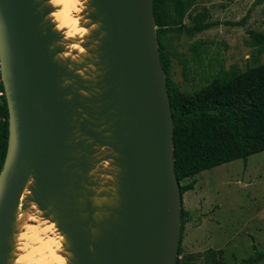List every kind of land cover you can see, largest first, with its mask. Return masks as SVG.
Here are the masks:
<instances>
[{"label": "water", "instance_id": "95a60500", "mask_svg": "<svg viewBox=\"0 0 264 264\" xmlns=\"http://www.w3.org/2000/svg\"><path fill=\"white\" fill-rule=\"evenodd\" d=\"M91 7L101 24L98 62L89 61L97 77L84 82L71 63L54 59L63 50L52 47L60 37L44 20L50 10L37 0H0L9 110L0 264L12 259L13 223L31 176L40 209L51 210L70 240L74 264H177L183 197L154 0H92ZM67 79L75 83L65 86ZM97 145L117 154L105 159L120 170L119 204L104 207L110 214L100 223L93 192L84 187L96 186L88 173Z\"/></svg>", "mask_w": 264, "mask_h": 264}, {"label": "rangeland", "instance_id": "374dc122", "mask_svg": "<svg viewBox=\"0 0 264 264\" xmlns=\"http://www.w3.org/2000/svg\"><path fill=\"white\" fill-rule=\"evenodd\" d=\"M90 19L94 22L92 14ZM201 21L212 28L193 37L184 32L169 35L171 77L182 91L193 92L207 85L222 70L246 71L264 63V50L253 45L251 36L264 33V0H196L185 24L194 26ZM93 34L83 45L90 49L89 57L78 64L64 63H72L75 75L80 69V75L88 71L90 57L98 62L100 42L96 32ZM95 67L85 74L88 80L96 79ZM67 80L71 81L67 86L75 83ZM109 170L102 171L106 177L101 180L104 191L113 192L118 182L116 168ZM191 182H195L194 190L183 197L189 222L183 234L181 263L188 257L201 264L212 260L244 264L256 250L264 249V152L204 171L182 184ZM23 202L20 207L25 206Z\"/></svg>", "mask_w": 264, "mask_h": 264}, {"label": "trees", "instance_id": "16d2710c", "mask_svg": "<svg viewBox=\"0 0 264 264\" xmlns=\"http://www.w3.org/2000/svg\"><path fill=\"white\" fill-rule=\"evenodd\" d=\"M196 0H154L157 37L162 66L167 76V88L174 121L175 170L182 197L194 190L195 182L185 180L224 164L247 160L264 152V63L246 71L222 70L207 85L193 91H182L171 77V59L167 52L171 32L189 37L212 28V24H185ZM253 45L264 50V33L251 34ZM170 41V40H169ZM1 77V74H0ZM0 173L3 169L9 141V110L4 86L0 83ZM182 208V232L177 264H201L183 254V234L189 222ZM264 249L244 261L260 264ZM207 264H224L212 260Z\"/></svg>", "mask_w": 264, "mask_h": 264}, {"label": "clouds", "instance_id": "9594fccd", "mask_svg": "<svg viewBox=\"0 0 264 264\" xmlns=\"http://www.w3.org/2000/svg\"><path fill=\"white\" fill-rule=\"evenodd\" d=\"M37 2L43 8L51 9L44 16V20L50 24L51 30L61 37L52 47L53 49L60 47L63 51L56 53L54 59L60 62L70 60L72 63H81L87 59L90 49L83 45L87 44L92 34L100 28L99 23H94L90 19L91 14L95 12L94 8H90V0H37ZM91 47L95 48L96 45L93 44ZM71 67L69 64L70 70ZM90 68L94 70L93 65L85 69L89 71ZM80 73L81 71H78L77 75L89 78L86 73L84 75ZM69 83L71 81H65V85ZM82 95L87 96L88 93L82 92ZM112 163L111 161V165ZM90 175H95V172ZM27 184L26 200L33 195L29 189L35 184L34 178L29 179ZM5 187L3 175L0 176V199L4 195ZM96 203L98 204V201ZM95 231L93 229L94 233ZM13 239L15 243L10 264H71L73 259L67 236L53 218H45L44 211L35 202L29 204L27 209L25 206L17 208Z\"/></svg>", "mask_w": 264, "mask_h": 264}, {"label": "bare ground", "instance_id": "6f19581e", "mask_svg": "<svg viewBox=\"0 0 264 264\" xmlns=\"http://www.w3.org/2000/svg\"><path fill=\"white\" fill-rule=\"evenodd\" d=\"M91 3H92V0H90V6H91ZM92 8V7H90ZM94 13V12H93ZM92 13V14H93ZM94 23H98V22H94ZM100 24V23H99ZM101 25V24H100ZM94 35V34H93ZM95 37V36H94ZM96 41V40H95ZM92 52V51H91ZM57 61V60H56ZM59 63H66V62H60V61H57ZM78 64V63H77ZM72 65V63H71ZM74 67V66H73ZM88 68V67H87ZM96 68V67H95ZM77 70V69H76ZM81 71V69H80ZM77 72V71H76ZM90 72V71H89ZM75 73V72H74ZM76 76H78L76 74ZM80 77V76H78ZM84 82H90L92 78H90L89 80L88 79H85V78H82L80 77ZM67 86V85H65ZM88 87V86H87ZM83 92H87V91H83ZM82 97H90L92 93L90 92H87L88 95L85 96V95H82V91L78 92ZM102 148V149H101ZM101 149V150H100ZM108 149V151H107ZM95 155L90 158L89 162L90 164L92 165V168L91 170L89 171L88 173V177L91 179L92 182H94L96 184V186H87L85 185V190L87 191H91L93 192V196H92V203L94 205V207L96 208V212L94 213V220L97 221L98 223L104 221L108 216H109V212L106 211L104 209V207H115L119 204V201H120V197H118V194H117V187L114 188L113 192H111L112 190H106L104 191L103 189V185H102V177H106V175H103L102 171L104 169L107 170V172L111 169V168H116V171H115V175L117 176L118 173L120 172L119 168L116 166V163L114 160L112 159H109V160H106L105 157L106 156H112V157H117V154L114 153V151L111 149V148H103L102 146L100 145H97L95 148ZM97 157H99V159H97ZM101 159H104V160H101ZM113 162L112 165H111V161ZM114 165V166H113ZM96 166H97V169H96ZM95 172V175H90V173H93ZM112 172V171H111ZM102 173V174H101ZM106 174V173H104ZM31 178H34V176H31ZM35 180V178H34ZM106 180V179H105ZM108 181V179H107ZM105 183V182H103ZM26 187H28V184L26 185ZM25 187V188H26ZM30 187V186H29ZM107 189V188H106ZM33 195L31 197L28 198V200H26V197H25V193L27 191V189L24 190L23 192V195H22V199H21V202L25 203V209H27V207L29 206V204H31L32 202H36V180H35V184L33 187H31L29 189ZM23 200V201H22ZM96 201H98V204L96 203ZM45 213V218H53L56 222V218L54 217V215L51 213V210H46L44 211ZM97 213H99V216H97ZM15 221H16V217L14 219V223H13V228H14V231H15ZM95 233L93 232V235H96L98 233V229H95ZM65 234V233H64ZM66 235V234H65ZM68 241L70 242L69 238L67 237ZM71 249V247H70ZM69 249V251H70ZM10 261H11V258L9 260V264H10ZM74 255H73V259L71 261V264H74Z\"/></svg>", "mask_w": 264, "mask_h": 264}, {"label": "built area", "instance_id": "2783aa9c", "mask_svg": "<svg viewBox=\"0 0 264 264\" xmlns=\"http://www.w3.org/2000/svg\"><path fill=\"white\" fill-rule=\"evenodd\" d=\"M0 71H1V68H0ZM0 83H1V77H0ZM3 94V93H2Z\"/></svg>", "mask_w": 264, "mask_h": 264}]
</instances>
